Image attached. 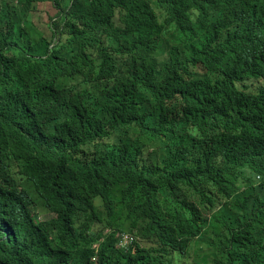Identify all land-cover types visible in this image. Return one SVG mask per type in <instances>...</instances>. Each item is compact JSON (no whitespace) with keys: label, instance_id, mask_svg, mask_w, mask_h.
<instances>
[{"label":"trees","instance_id":"16d2710c","mask_svg":"<svg viewBox=\"0 0 264 264\" xmlns=\"http://www.w3.org/2000/svg\"><path fill=\"white\" fill-rule=\"evenodd\" d=\"M202 232L193 264H264V0H0V264H187Z\"/></svg>","mask_w":264,"mask_h":264},{"label":"rangeland","instance_id":"374dc122","mask_svg":"<svg viewBox=\"0 0 264 264\" xmlns=\"http://www.w3.org/2000/svg\"><path fill=\"white\" fill-rule=\"evenodd\" d=\"M40 7H41V12H39V16L35 17V22H36L35 25L39 27V29L42 31L43 34L50 35L47 20H48V14L54 13V9L52 8L49 2L41 3ZM34 212L36 213V215L38 216L37 218L39 219H45L52 215V213H48L45 209L42 208H38ZM202 255L203 252L200 249L195 250L194 248H190L185 261L187 262V264H192V261L194 259H199Z\"/></svg>","mask_w":264,"mask_h":264},{"label":"clouds","instance_id":"9594fccd","mask_svg":"<svg viewBox=\"0 0 264 264\" xmlns=\"http://www.w3.org/2000/svg\"><path fill=\"white\" fill-rule=\"evenodd\" d=\"M46 2H49L50 5L52 6V8L54 7V5L52 4V1H46ZM157 16H158L159 21L161 22L162 15L157 13ZM47 22H48V20H47ZM170 43H173V39L172 38L170 40ZM228 225H230V224H228ZM119 235H120V240H122V241H125L123 236L127 235L128 238H127V240L125 242H129V243H132L133 240H136V238H137L135 236L134 231H123V232H120ZM200 235L195 237V239H194L195 242H193V248L195 250H199L200 249L203 252V255H204L207 252H210V248H208L207 242H208V240L210 242L214 241V234H213V232H202ZM203 238H206V240H204ZM192 264H193V262H192Z\"/></svg>","mask_w":264,"mask_h":264},{"label":"built area","instance_id":"2783aa9c","mask_svg":"<svg viewBox=\"0 0 264 264\" xmlns=\"http://www.w3.org/2000/svg\"><path fill=\"white\" fill-rule=\"evenodd\" d=\"M123 238L126 241L128 237H127V235H124Z\"/></svg>","mask_w":264,"mask_h":264}]
</instances>
